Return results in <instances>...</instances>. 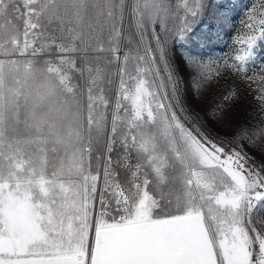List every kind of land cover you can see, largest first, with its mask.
I'll return each instance as SVG.
<instances>
[{
  "label": "snow or ice",
  "instance_id": "6c2138e0",
  "mask_svg": "<svg viewBox=\"0 0 264 264\" xmlns=\"http://www.w3.org/2000/svg\"><path fill=\"white\" fill-rule=\"evenodd\" d=\"M125 11L124 0H0V264H264V162L245 146L264 150V127L222 138L198 114L189 127L170 57L173 45L185 49L197 95L233 71L264 113V63L252 76L246 67L264 40V0L234 37L242 54L214 68L192 52L205 46L193 25L226 24L228 0H135L144 46L121 57ZM78 58L79 93L69 75L84 77ZM102 60L118 64L119 89L94 174L111 104L106 73L93 67ZM238 97L229 89L209 118L222 121Z\"/></svg>",
  "mask_w": 264,
  "mask_h": 264
},
{
  "label": "rangeland",
  "instance_id": "374dc122",
  "mask_svg": "<svg viewBox=\"0 0 264 264\" xmlns=\"http://www.w3.org/2000/svg\"><path fill=\"white\" fill-rule=\"evenodd\" d=\"M175 2V0H171ZM259 0H228L230 5V19L229 21L222 25L217 26L215 21H209L206 19H201L193 25V34H199L201 39L205 42V46L200 48L199 44L193 42L192 52L194 55L202 57L205 62L211 63L212 67L216 66V63L223 64L225 59H228L231 63H235L234 57L236 54H242L237 52L238 45L234 46V37L242 34V21L246 19L247 10L252 6L253 3H258ZM126 5L125 17L123 21V30L120 37V51L119 55L122 57L125 52L135 53L139 48L141 51L143 49V44L141 43L139 30L135 25V21L132 19L131 8L135 4V0H124ZM209 25L207 31L201 32L200 30L204 25ZM157 31H159V25H156ZM151 27L148 29V34L150 38ZM152 47H155L154 42ZM257 57L255 63L248 62L246 67L248 68V73L254 75V69L260 63H264V40L258 41L257 44ZM102 56H108L109 53L101 54ZM186 55L185 49L177 44L173 45V49L170 52V57L173 59L176 65L177 71L181 77L182 84V100L190 109L193 115V119L188 122V126L192 127L195 124V117L198 114L202 117L201 127L205 132H210L213 136H219L222 138L230 139L232 133L236 126L244 125L249 129H254L258 127H264V113H261L258 109L257 103L253 100L251 90L245 86L244 81L240 80L233 71L224 70L223 75L218 80H213L210 87H206L200 92L199 95L194 91L195 84L193 83V72L187 67L184 61V56ZM44 58H49L45 56ZM40 63L42 60L37 58ZM77 66L84 67L85 73L82 78L79 72L70 71L71 83L76 86L77 92L84 88L85 81L87 80V66L78 58ZM99 66L104 69L106 73V78L104 82L105 96L111 101L109 111L107 113V130L105 136L102 138L103 143L99 145H94L93 149V159L91 161V171L95 174L97 170V161L95 157L98 154L107 155L106 141L108 135L111 132V111L114 109L116 93L119 89V77L116 75L118 70V64L112 63L108 64L106 60H102L98 65H93V67ZM135 61L130 62L129 71L132 75H135ZM111 80L112 83H107ZM127 83L134 91V81L127 78ZM232 87H236L239 92V97L233 101H227L226 104L230 105L224 113V119L222 121H213L208 116V111L210 108L215 107L216 104L221 102V98L228 92ZM86 115V113H85ZM121 131H126V129H121ZM246 150L255 157L257 164L264 162V150L257 148L254 145H250L245 141ZM120 152L119 146H117L116 151L113 152L114 160L118 159L117 153ZM100 175L98 178V186L102 187L103 181V161L100 162ZM121 173L124 169H120ZM118 180H124V177L118 176Z\"/></svg>",
  "mask_w": 264,
  "mask_h": 264
},
{
  "label": "trees",
  "instance_id": "16d2710c",
  "mask_svg": "<svg viewBox=\"0 0 264 264\" xmlns=\"http://www.w3.org/2000/svg\"><path fill=\"white\" fill-rule=\"evenodd\" d=\"M249 75V74H248ZM249 76H252L251 74Z\"/></svg>",
  "mask_w": 264,
  "mask_h": 264
}]
</instances>
